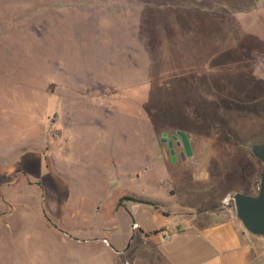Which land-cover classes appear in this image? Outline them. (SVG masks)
I'll return each mask as SVG.
<instances>
[{
	"label": "rangeland",
	"instance_id": "rangeland-1",
	"mask_svg": "<svg viewBox=\"0 0 264 264\" xmlns=\"http://www.w3.org/2000/svg\"><path fill=\"white\" fill-rule=\"evenodd\" d=\"M262 142L264 0H0V171L34 150L104 197L151 191L148 164L216 207L252 195Z\"/></svg>",
	"mask_w": 264,
	"mask_h": 264
},
{
	"label": "crops",
	"instance_id": "crops-1",
	"mask_svg": "<svg viewBox=\"0 0 264 264\" xmlns=\"http://www.w3.org/2000/svg\"><path fill=\"white\" fill-rule=\"evenodd\" d=\"M33 151L0 171V264H83L87 258L86 264H264V236L236 216L233 189L217 197L216 207L206 197L199 200L206 206L197 208L182 198L180 179L174 186L147 164L136 178L151 191H127L125 182L105 179L102 197L82 190L89 185L84 179L61 177L54 158ZM258 185L255 179L252 195Z\"/></svg>",
	"mask_w": 264,
	"mask_h": 264
},
{
	"label": "water",
	"instance_id": "water-1",
	"mask_svg": "<svg viewBox=\"0 0 264 264\" xmlns=\"http://www.w3.org/2000/svg\"><path fill=\"white\" fill-rule=\"evenodd\" d=\"M166 136V134H163ZM178 136L184 147L183 156H190L192 149L188 137L184 131L177 130L172 134V138L177 140ZM166 140L165 137L162 138ZM179 143V141H177ZM172 150V140L169 141ZM251 151L262 163L263 168L260 172L258 191L255 195H246L243 193H230L229 197L233 199L236 216L240 219L245 228L251 233L264 236V142L254 143Z\"/></svg>",
	"mask_w": 264,
	"mask_h": 264
},
{
	"label": "flooded vegetation",
	"instance_id": "flooded-vegetation-1",
	"mask_svg": "<svg viewBox=\"0 0 264 264\" xmlns=\"http://www.w3.org/2000/svg\"><path fill=\"white\" fill-rule=\"evenodd\" d=\"M179 138H180V137H178L177 140H176V141H179V143H177V144H181V146H182V143H181V141H180ZM182 149H183V151H184V147H183V146H182Z\"/></svg>",
	"mask_w": 264,
	"mask_h": 264
},
{
	"label": "trees",
	"instance_id": "trees-1",
	"mask_svg": "<svg viewBox=\"0 0 264 264\" xmlns=\"http://www.w3.org/2000/svg\"><path fill=\"white\" fill-rule=\"evenodd\" d=\"M123 198H131V199H134V200H141V199H137V198H133V197H122ZM149 202V201H148Z\"/></svg>",
	"mask_w": 264,
	"mask_h": 264
},
{
	"label": "built area",
	"instance_id": "built-area-1",
	"mask_svg": "<svg viewBox=\"0 0 264 264\" xmlns=\"http://www.w3.org/2000/svg\"><path fill=\"white\" fill-rule=\"evenodd\" d=\"M134 226H136V224H135V223H134ZM104 242H106V243H107L106 239H104ZM125 264H127V263H125Z\"/></svg>",
	"mask_w": 264,
	"mask_h": 264
}]
</instances>
